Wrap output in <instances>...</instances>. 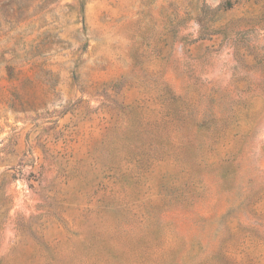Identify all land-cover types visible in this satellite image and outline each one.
<instances>
[{
    "label": "rangeland",
    "instance_id": "1",
    "mask_svg": "<svg viewBox=\"0 0 264 264\" xmlns=\"http://www.w3.org/2000/svg\"><path fill=\"white\" fill-rule=\"evenodd\" d=\"M0 264H264V0H0Z\"/></svg>",
    "mask_w": 264,
    "mask_h": 264
}]
</instances>
